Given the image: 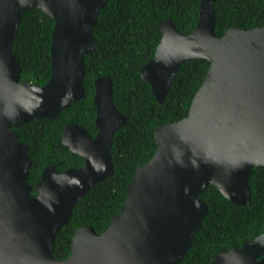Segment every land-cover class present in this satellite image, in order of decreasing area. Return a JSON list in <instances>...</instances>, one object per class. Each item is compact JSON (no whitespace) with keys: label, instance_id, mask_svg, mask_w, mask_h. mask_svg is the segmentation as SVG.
<instances>
[{"label":"water","instance_id":"water-1","mask_svg":"<svg viewBox=\"0 0 264 264\" xmlns=\"http://www.w3.org/2000/svg\"><path fill=\"white\" fill-rule=\"evenodd\" d=\"M110 0H0V264H179L209 214L201 198L216 187L238 206L252 201L254 168H264V27L231 28L216 34L217 0H202L194 31L181 34L168 19L155 57L141 69L163 103L178 69L205 59L211 66L189 114L155 130L157 151L139 166L127 199L109 227L98 234L79 228L72 255L53 257L58 233L76 205L114 174L115 132L126 127L113 99V80L95 82V138L70 123L63 143L84 158L81 168L59 173L47 166L36 185L29 147L15 128L34 120L58 119L85 97V56L95 49V28ZM38 9L55 22L51 77L44 86L22 81L13 48L25 13ZM213 264H264V234L229 249Z\"/></svg>","mask_w":264,"mask_h":264},{"label":"trees","instance_id":"trees-1","mask_svg":"<svg viewBox=\"0 0 264 264\" xmlns=\"http://www.w3.org/2000/svg\"><path fill=\"white\" fill-rule=\"evenodd\" d=\"M202 0H110L100 12L95 28V49L85 56V97L73 102L58 119L34 120L15 128L29 147L33 165L28 183L33 195L44 169L53 165L59 173L80 168L84 158L63 143V131L70 124L98 135L95 82L103 76L113 80V99L128 124L115 132L111 150L114 174L102 180L75 207L72 220L55 241L53 257L65 260L72 255L75 232L91 226L104 232L127 199V187L139 166L149 162L158 145L157 127L176 123L189 114L195 95L202 87L211 63L205 59L188 61L177 72L163 103H159L141 69L155 57L163 32L171 19L183 35L191 34L199 20ZM216 34L222 37L231 28L252 30L264 27V0H217ZM55 22L43 11L25 13L13 51L22 66V81L46 85L51 77V43ZM249 206L231 203L214 186L201 198L209 214L193 238L192 247L179 264H213L229 249H239L246 241L264 234V168H254Z\"/></svg>","mask_w":264,"mask_h":264},{"label":"flooded vegetation","instance_id":"flooded-vegetation-1","mask_svg":"<svg viewBox=\"0 0 264 264\" xmlns=\"http://www.w3.org/2000/svg\"><path fill=\"white\" fill-rule=\"evenodd\" d=\"M81 168V167H80ZM33 192V191H32ZM33 194V193H32Z\"/></svg>","mask_w":264,"mask_h":264}]
</instances>
